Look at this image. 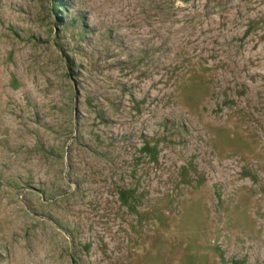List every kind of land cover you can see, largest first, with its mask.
Segmentation results:
<instances>
[{"label":"rangeland","instance_id":"obj_1","mask_svg":"<svg viewBox=\"0 0 264 264\" xmlns=\"http://www.w3.org/2000/svg\"><path fill=\"white\" fill-rule=\"evenodd\" d=\"M0 264H264V0H0Z\"/></svg>","mask_w":264,"mask_h":264}]
</instances>
